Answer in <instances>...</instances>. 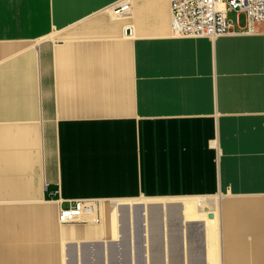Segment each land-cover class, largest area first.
<instances>
[{"label":"crops","instance_id":"crops-1","mask_svg":"<svg viewBox=\"0 0 264 264\" xmlns=\"http://www.w3.org/2000/svg\"><path fill=\"white\" fill-rule=\"evenodd\" d=\"M121 1L0 0V264H264V22Z\"/></svg>","mask_w":264,"mask_h":264},{"label":"built area","instance_id":"built-area-1","mask_svg":"<svg viewBox=\"0 0 264 264\" xmlns=\"http://www.w3.org/2000/svg\"><path fill=\"white\" fill-rule=\"evenodd\" d=\"M130 2L121 1L112 10L118 17L129 13ZM172 34L175 37L218 36L235 32V24L229 20L231 12L245 15L247 31L252 32L257 23L264 22V0H170ZM95 201H74L62 208L60 222L74 224L96 212Z\"/></svg>","mask_w":264,"mask_h":264},{"label":"bare ground","instance_id":"bare-ground-1","mask_svg":"<svg viewBox=\"0 0 264 264\" xmlns=\"http://www.w3.org/2000/svg\"><path fill=\"white\" fill-rule=\"evenodd\" d=\"M188 201H190V203H189V205H187V215H189V216H192V217H196V216H193L194 214H193V207H192V205H194V206H198L200 203H198V201L196 200V199H188L187 200V202ZM133 202V201H132ZM192 202V203H191ZM122 203H124L123 201H122ZM121 203V201L119 202V203H116L115 204V209L113 210V212L111 213L112 214V217H113V221L114 222H117V224L118 225H120L121 224V222H120V219H121V216H120V214H119V210H118V208H119V205H123ZM138 203V202H137ZM143 204V203H142ZM145 205V204H144ZM131 206V205H130ZM146 206V205H145ZM147 207V206H146ZM145 209V208H144ZM143 210V209H142ZM141 210V211H142ZM134 211V210H133ZM129 212V211H128ZM147 212V211H146ZM133 213H135V212H133ZM127 214V213H126ZM132 214V213H131ZM193 214V215H192ZM146 215V214H145ZM206 214H199L198 216L199 217H201V218H203L204 216H205ZM123 218V217H122ZM146 218V217H145ZM144 218V219H145ZM132 220V219H131ZM148 223V222H147ZM116 228V227H115ZM150 230V229H149ZM151 230L153 231V222H152V227H151ZM116 231H117V229H116ZM208 240H209V238L211 237V236H213L212 235V231L210 230V231H208ZM119 236V235H118ZM146 241V240H145ZM211 242V244L209 245V251L210 252H212V249H213V244H212V240L210 241ZM151 252V251H150ZM213 254V253H212ZM212 255H211V259H212ZM212 263H213V261H212ZM211 264V263H210Z\"/></svg>","mask_w":264,"mask_h":264},{"label":"rangeland","instance_id":"rangeland-1","mask_svg":"<svg viewBox=\"0 0 264 264\" xmlns=\"http://www.w3.org/2000/svg\"><path fill=\"white\" fill-rule=\"evenodd\" d=\"M229 20L232 21L233 24H235L236 29L239 31L240 29H243L247 24H246V19L245 15L241 14L238 15L237 12H231L229 15ZM212 204L208 203L206 208H209L210 210L213 208ZM211 217V215H208ZM201 219V218H200ZM206 221H208L207 217L204 218ZM114 222V221H113ZM216 226V225H215ZM144 247L138 248V254H141L142 251H144Z\"/></svg>","mask_w":264,"mask_h":264}]
</instances>
